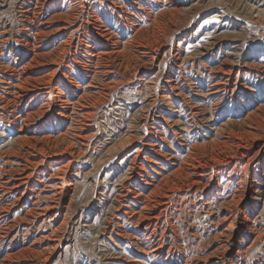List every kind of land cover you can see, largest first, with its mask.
I'll return each mask as SVG.
<instances>
[{
  "label": "rangeland",
  "instance_id": "obj_1",
  "mask_svg": "<svg viewBox=\"0 0 264 264\" xmlns=\"http://www.w3.org/2000/svg\"><path fill=\"white\" fill-rule=\"evenodd\" d=\"M0 264H264V0H0Z\"/></svg>",
  "mask_w": 264,
  "mask_h": 264
},
{
  "label": "bare ground",
  "instance_id": "obj_2",
  "mask_svg": "<svg viewBox=\"0 0 264 264\" xmlns=\"http://www.w3.org/2000/svg\"><path fill=\"white\" fill-rule=\"evenodd\" d=\"M115 5V4H114ZM133 6V5H132ZM101 8V7H100ZM25 11V10H24ZM104 23V22H103ZM99 33V32H98ZM100 36L101 37H104V38H106V40H107V42H109V43H111L112 44V48H117L116 46H118L117 45V42L115 41V39H114V37H113V34H111V32H110V30L107 28V27H104V29H102L101 30V32H100ZM117 52H118V50H117ZM18 71V70H17ZM13 73V72H12ZM11 76V75H10ZM27 79V78H26ZM30 79V78H29ZM28 79V80H29ZM10 81V80H9ZM29 82H31V81H29ZM29 82H28V84H29ZM16 84V83H15ZM21 84H22V82H21ZM106 86V85H105ZM9 87V86H8ZM17 87V86H16ZM22 87V86H21ZM20 87V88H21ZM14 88V87H13ZM23 88H25V86H23ZM22 88V89H23ZM26 88H28V87H26ZM24 90V89H23ZM50 90V89H49ZM48 92V91H47ZM104 92V91H103ZM18 94V93H17ZM26 94V93H25ZM24 94V95H25ZM21 95V94H20ZM46 95V94H45ZM47 98V97H46ZM85 100V99H84ZM65 102V101H64ZM26 113V112H25ZM32 116V115H31ZM28 117H30V116H28ZM30 122V121H29ZM26 123V122H25ZM27 175V174H26ZM27 178H28V176H25V177H22L21 178V181H23V179L24 180H27ZM24 183V182H23ZM148 216V215H147ZM147 218H149V217H147Z\"/></svg>",
  "mask_w": 264,
  "mask_h": 264
}]
</instances>
